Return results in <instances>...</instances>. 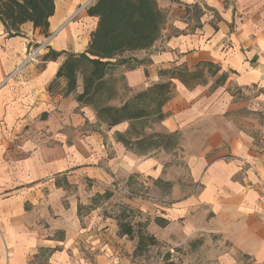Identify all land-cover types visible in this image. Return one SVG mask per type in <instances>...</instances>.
I'll list each match as a JSON object with an SVG mask.
<instances>
[{
  "label": "crops",
  "instance_id": "1",
  "mask_svg": "<svg viewBox=\"0 0 264 264\" xmlns=\"http://www.w3.org/2000/svg\"><path fill=\"white\" fill-rule=\"evenodd\" d=\"M90 1L55 0L47 33L11 36L0 21V264H264V0H159L160 39L116 69L119 105L174 86L154 132L178 146L148 155L118 140L130 123L109 129L78 102L82 80L49 92L66 56L43 58L87 51ZM176 68L203 77L188 87ZM106 194L154 236L157 257L120 233Z\"/></svg>",
  "mask_w": 264,
  "mask_h": 264
},
{
  "label": "trees",
  "instance_id": "2",
  "mask_svg": "<svg viewBox=\"0 0 264 264\" xmlns=\"http://www.w3.org/2000/svg\"><path fill=\"white\" fill-rule=\"evenodd\" d=\"M159 0H96L88 9V15L98 19V27L92 34V41L84 54L58 53L50 51L44 62H53L66 56L65 62L49 87L52 93L64 80L68 85L66 96L83 83V92L78 102L90 106L97 113L100 122L114 129L122 123H130L131 129L118 140L129 151L148 155L154 151H172L178 145L175 136L154 132L153 125L165 117L163 107L173 98L172 82L161 83L139 92L120 105L113 103L119 98L118 87L112 74L130 59H119L126 52L144 51L151 48L161 37L166 24V15L158 4ZM56 13L55 0H0V21L11 36H20L25 24H32L47 33L50 19ZM203 70L189 71L176 68L172 79L181 80L191 87L201 81ZM211 73V72H210ZM151 131V133H149ZM109 194L103 196L108 199ZM120 233L132 240L139 235L138 250L156 244L153 236L146 237L137 232L131 223H121Z\"/></svg>",
  "mask_w": 264,
  "mask_h": 264
},
{
  "label": "rangeland",
  "instance_id": "3",
  "mask_svg": "<svg viewBox=\"0 0 264 264\" xmlns=\"http://www.w3.org/2000/svg\"><path fill=\"white\" fill-rule=\"evenodd\" d=\"M34 49H36V48H34ZM112 80L114 81V83H116V85H117L118 88L119 87L121 88V86H123L122 78H121L120 73L118 71L115 70V72H113V74H112ZM113 104L114 105H116V104L119 105V101L116 100ZM158 124L159 123H155L153 125V127L156 129L157 126H158ZM149 133H151V131H149ZM154 152H152V153H154ZM98 201H99V203L100 202H103V203H101L99 205H104V207L107 208V211H112L114 213V217L117 218L118 220L120 219L121 220V223H124V224H127V223H129V224L131 223L132 224L133 223V220L131 219L132 213H131L130 210L123 209V208H119V206H117V205H115L113 203L105 202V201H107L105 198H100ZM134 226H135V229H136L137 232L138 231L141 232V234H144L146 237H150L151 236V235H149V234L146 233L145 228H144V225L135 223ZM135 238L139 239V235L136 234ZM156 245L157 244L152 245V246H154V248L152 247L150 249H147L146 250L147 254H148V252L150 250H153L154 251L153 252V256L154 257H157L160 254V251H158V248H157ZM141 254H142V256H144L145 252H142Z\"/></svg>",
  "mask_w": 264,
  "mask_h": 264
},
{
  "label": "built area",
  "instance_id": "4",
  "mask_svg": "<svg viewBox=\"0 0 264 264\" xmlns=\"http://www.w3.org/2000/svg\"><path fill=\"white\" fill-rule=\"evenodd\" d=\"M56 35V33L55 34H53V35H51V36H48L47 37V39H46V41L42 44V45H40L38 48H36V49H33L30 53H29V57H28V62L29 61H34L37 57H38V55L40 54V51L41 50H43V49H45L49 44H50V42L53 40V37Z\"/></svg>",
  "mask_w": 264,
  "mask_h": 264
},
{
  "label": "water",
  "instance_id": "5",
  "mask_svg": "<svg viewBox=\"0 0 264 264\" xmlns=\"http://www.w3.org/2000/svg\"><path fill=\"white\" fill-rule=\"evenodd\" d=\"M94 0H91L87 5H89L90 3H92ZM87 5H86V7H87Z\"/></svg>",
  "mask_w": 264,
  "mask_h": 264
}]
</instances>
